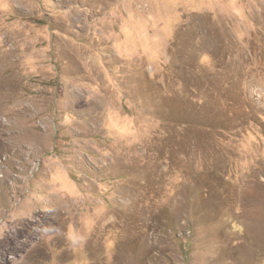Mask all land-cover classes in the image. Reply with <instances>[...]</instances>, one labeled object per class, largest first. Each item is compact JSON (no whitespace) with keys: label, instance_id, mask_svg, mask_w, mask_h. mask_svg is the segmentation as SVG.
<instances>
[{"label":"rangeland","instance_id":"obj_1","mask_svg":"<svg viewBox=\"0 0 264 264\" xmlns=\"http://www.w3.org/2000/svg\"><path fill=\"white\" fill-rule=\"evenodd\" d=\"M0 264H264V0H0Z\"/></svg>","mask_w":264,"mask_h":264}]
</instances>
